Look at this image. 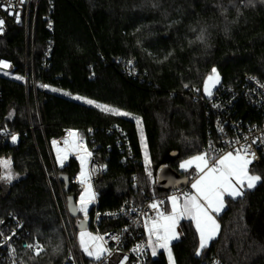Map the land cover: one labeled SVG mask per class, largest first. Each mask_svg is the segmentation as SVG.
Here are the masks:
<instances>
[{"label": "trees", "instance_id": "obj_1", "mask_svg": "<svg viewBox=\"0 0 264 264\" xmlns=\"http://www.w3.org/2000/svg\"><path fill=\"white\" fill-rule=\"evenodd\" d=\"M201 33L203 41L196 39ZM50 42V67L43 70L40 62ZM0 56L14 61L18 75H25L28 57L29 73L34 67L36 80L52 91L27 89L19 79L0 80V129L19 135L15 143L0 138V160L10 159L17 176L10 186L0 179V219L16 213L30 237L42 244L33 264H62V220L77 223L75 231H80V213L74 217L72 209H79L83 189L74 181L78 160L70 157L61 165L53 141L74 131L105 166L93 183L100 213L116 210L127 199L142 204L152 194L136 121L72 97L139 118L155 194L168 193L157 183L161 168L169 166L192 180L195 170L179 171L180 164L219 141L213 115L195 99L194 90L202 92L213 68L224 86H235L246 75L264 79V3L40 0L34 47L27 53L25 31L11 26L0 41ZM242 104L238 107L245 109ZM250 172L262 180L242 197L227 200L220 234L200 255L195 227L180 223L182 237L171 245L174 264H208L213 258L223 264H264V166L254 165ZM95 210L93 205L90 213ZM103 225L117 227L116 222ZM147 264L169 263L161 255Z\"/></svg>", "mask_w": 264, "mask_h": 264}, {"label": "built area", "instance_id": "obj_2", "mask_svg": "<svg viewBox=\"0 0 264 264\" xmlns=\"http://www.w3.org/2000/svg\"><path fill=\"white\" fill-rule=\"evenodd\" d=\"M13 3L19 14L17 19L15 16L0 7V20L4 23L0 27V41L6 36L11 26H16L25 31L26 52L34 47L36 17L39 9L40 0H25L20 5L19 0H0V5H8ZM54 23L50 22L48 29L53 30ZM54 44L49 43L44 51L40 67L47 70L50 67ZM32 62L34 63V50H32ZM8 64L9 67L0 66V80L11 78L19 79L29 88L32 86L34 91L39 87L46 91H51L45 84H40L36 80L34 67L31 74L29 73V58L26 60L25 75H18L17 66L13 60L0 56V65ZM32 66H34L32 64ZM19 77V78H18ZM52 92V91H51ZM195 99L203 103L213 115L214 128L218 135V144L210 143L202 153H207L212 159L229 151H235L242 145L249 146L250 150L255 154V159L249 165V170L254 165L264 166V79L246 75L243 80L235 86H224L219 83L212 88V96L205 94L204 88L202 92L198 89L194 90ZM2 86L0 84V105L2 102ZM243 103L245 109H240L238 105ZM15 135L18 139L19 135L0 129V138L12 141L11 137ZM256 143H253V140ZM86 143V141L84 140ZM91 153V183L104 173L105 166L96 161ZM201 153V154H202ZM80 174V173H79ZM74 179L75 183L84 186ZM189 180L187 186L171 190L165 194H148L142 204H138L132 200H124L119 207L110 212L100 213L97 210V197L88 206L87 219L84 214L80 213V221H87V232L93 236L102 237L104 246L110 251L105 254L100 261L89 257L80 247L79 233L75 231L77 226L71 220L67 223L62 220V227L66 237V252L62 264H147L149 259H157L164 255L170 264L168 252L157 248V254L152 255V248L149 246V235L145 224H151L152 219L157 216V211L166 213L165 206L169 202L170 197L177 196L182 200L183 194L192 192L191 183L195 179ZM134 186H139L138 177H132ZM93 192L94 188H93ZM80 194V196H81ZM79 196V198H80ZM78 198V200H79ZM152 203L159 205L154 210L150 207ZM94 205V213H90V208ZM69 219V218H68ZM116 222L117 227L112 229H104V223ZM118 237L119 239H114ZM10 238V239H9ZM154 239V237H153ZM41 244L36 239L30 237L25 222L16 214L10 213L6 217L0 219V264H33L34 260L42 254H35V249L29 248L28 245ZM170 247V246H169ZM139 249V250H136ZM171 250V247H170ZM173 261V259H172ZM208 264H223L218 258H213Z\"/></svg>", "mask_w": 264, "mask_h": 264}, {"label": "snow or ice", "instance_id": "obj_3", "mask_svg": "<svg viewBox=\"0 0 264 264\" xmlns=\"http://www.w3.org/2000/svg\"><path fill=\"white\" fill-rule=\"evenodd\" d=\"M22 6L25 0H19ZM5 11L19 18V14L15 9L13 3L8 5H0ZM4 21L0 20V27H2ZM197 40L203 41L204 35L201 33ZM4 68L9 67L4 63L0 65ZM19 78V77H18ZM220 77L215 68L212 69L211 74L206 78L204 83V92L207 96H212V88L219 83ZM44 87H47L46 85ZM188 87V85H185ZM56 91V89H52ZM81 99V97H76ZM86 103L99 108L101 111L118 116H127L129 113L123 112L118 108H114L108 105H102L92 100H86ZM137 124L141 121L136 118ZM142 135V129H141ZM12 142L15 143L17 137L12 135ZM53 146L56 147L57 160L63 165L64 160L70 152L78 154V158L81 163L80 183L85 185L84 194L79 198V209L73 208L72 211L82 212L85 220L87 219L88 206L95 198V193L92 191V185L90 183V175L86 169L88 159L91 157V153L83 145V139L78 133L74 131L68 132V137L63 141L64 148L58 147L57 141H53ZM256 143V140H253ZM255 159V154L251 152L250 145H242L234 152L229 151L220 155L219 157L212 159L207 153H202L192 158L185 160L180 164L182 169L188 170L195 168L197 177L194 182L191 183L193 192H186L183 194L182 202L181 198L177 196L170 197L172 210L171 213L165 214L164 212L157 211V216L152 219L151 224H145L149 235V246L152 248V255L157 254V248L164 249L168 252L169 260L172 261V254L169 247L171 240L177 239L176 227L180 219L187 218L195 222L196 230L199 233V250L197 255L205 249L209 242L215 238L219 232L220 225L217 222V216L226 208V197L236 199L242 197L245 194V189H253L258 182L262 180L259 175L252 174L249 170V165L252 160ZM11 160H0V166L6 170V174L0 176V179L11 181L15 178L11 172ZM147 161L146 155V164ZM149 177L152 176V172L146 167ZM150 207L154 210L158 209L157 203H152ZM81 231L79 233V243L81 249L95 260L100 261L107 253L110 255V251L104 246L102 237L93 236L91 233L84 230V221L80 223ZM154 237V239H153ZM119 239L118 237H113ZM10 239V238H9ZM29 248L35 249V254L39 255L43 251L39 245H28ZM139 250V249H136Z\"/></svg>", "mask_w": 264, "mask_h": 264}, {"label": "rangeland", "instance_id": "obj_4", "mask_svg": "<svg viewBox=\"0 0 264 264\" xmlns=\"http://www.w3.org/2000/svg\"><path fill=\"white\" fill-rule=\"evenodd\" d=\"M247 3H249V4H262V3H264V0H247ZM21 79H22V78H19V80H21ZM219 81H220V80H219ZM215 86H216V85H215ZM72 99H74V100H78V101H80V102H82V103H84V104H86V105H89V106H93V107H95L94 104L90 105V104L86 103L85 101H86L87 99H82V98H81V99H76V97H72ZM96 108H97V107H96ZM98 109H99V108H98ZM99 110H100V109H99ZM115 116H118V115H115ZM120 117H126V118L134 119V120L136 121V123H137L136 118H133V117H131L130 115H127V116H120ZM137 127H138V132H139L140 142H141L142 150H143V161H144L145 171H146V167H147V168L152 172V164H151V160H150V158H149V156H148V152H147V148H146V144H145L144 132H143V129H142L141 123H140L139 125L137 124ZM141 129H142V135H141ZM79 136H80V135H79ZM67 137H68V134H67V136L64 137L63 139L57 141V142H59V143H58V147H60L61 149L64 148V143H63V141H64ZM80 137H81V136H80ZM83 145H84V147L88 150V152H90V149L88 148L87 144L84 142V139H83ZM55 149H56V147H55ZM55 151H56V150H55ZM56 153H57V151H56ZM70 153H72V152H70ZM146 155H147V161L149 162L148 164H146ZM70 157H74V158H76V159L78 160V162H79V164H80V172H81V163H80V160H79V158H78V154L75 153V156H74V155H72V156H68V157H66V159H65L64 161L66 162ZM1 160H10V159H8V158H2ZM87 162H88V161H87ZM86 167H87V164H86ZM0 168H1V172H2V173H1V176H2V175H5V174H6V170H5L2 166H0ZM181 169H182V168H181ZM179 171H180V169H179ZM11 172L14 174L13 169H12V163H11ZM146 175H147V182L151 185V193H152V194H155L156 185L153 184V182H154V180H153V176L149 177L147 171H146ZM14 176H15V178L12 179L10 182L7 181V180H3V179H1L3 185H4V186H10L11 184H13V183L17 180V176H16L15 174H14ZM78 205L80 206L79 200H78ZM78 232H79V231H78ZM40 244H41V243H40ZM41 247H42V249L44 250L42 244H41ZM170 264H174V262L171 261Z\"/></svg>", "mask_w": 264, "mask_h": 264}, {"label": "water", "instance_id": "obj_5", "mask_svg": "<svg viewBox=\"0 0 264 264\" xmlns=\"http://www.w3.org/2000/svg\"><path fill=\"white\" fill-rule=\"evenodd\" d=\"M178 153L174 154V157H177ZM157 183L161 189H163L166 192H169L171 190H176L182 187H185L189 183V179L180 173L176 172L169 166H163L161 170L159 171L157 175ZM77 209V207H74ZM79 215V212H73V216L77 217ZM81 223V222H80ZM79 223V230L81 231ZM88 222L84 221V230L88 227Z\"/></svg>", "mask_w": 264, "mask_h": 264}, {"label": "crops", "instance_id": "obj_6", "mask_svg": "<svg viewBox=\"0 0 264 264\" xmlns=\"http://www.w3.org/2000/svg\"><path fill=\"white\" fill-rule=\"evenodd\" d=\"M72 155L75 156V152L69 153V154L67 155V157H68V156H72ZM182 163H183V162H182ZM179 169H180V171L195 170L194 167L191 168V169L185 170V169H181L180 166H179ZM195 172H196V170H195ZM196 177H197V173H196ZM196 177H195V179H196ZM195 179L193 180V182L195 181ZM258 184H259V182L256 184V186H257ZM256 186H255V187H256ZM255 187H254V188H255ZM254 188H253V189H254ZM192 190H193V189H192ZM247 190H252V189H245V192H246ZM193 191H194V190H193ZM193 191H192V192H193ZM239 198H240V197H239ZM236 199H238V198H236ZM236 199H232V198H230V197H226V198H225V200H226V208H227V200H236ZM181 202H182V200H181ZM226 208H225L224 210H222V211L219 213V215L217 216V222H218L219 225H220L219 217L224 213V211L226 210ZM165 209H166V213H165V214H169V213H171V210H172L171 200H169V202L166 204ZM183 220L188 221V222H191V223L193 224V226L195 227V230H196V226H195V222H194V221H192V220H190V219H187V218L180 219V221H179V223H178V225H177V227H176V233L178 234V238H177V239H173V240H171V242H170V244H169L170 247H171V245H172L174 242L180 240L181 237H182V233H181V231H180V223H181ZM220 229H221V226L219 227V232H218V234L215 236V238H214L213 240H211V241L209 242V244H208V246H207L206 248H208V247L211 245V243H212L215 239L218 238V236H219V234H220ZM196 232H197V230H196ZM197 235H198V240H199V233H198V232H197ZM162 250H164V249H162ZM164 251H166V250H164Z\"/></svg>", "mask_w": 264, "mask_h": 264}, {"label": "bare ground", "instance_id": "obj_7", "mask_svg": "<svg viewBox=\"0 0 264 264\" xmlns=\"http://www.w3.org/2000/svg\"><path fill=\"white\" fill-rule=\"evenodd\" d=\"M86 169H87V171H88V173H89V175H90V169H91V162H90V158L88 159V162H87V167H86ZM77 181H79L80 182V174H79V176H78V178H77ZM90 183H91V175H90ZM91 185H92V183H91ZM84 187H85V185H83ZM92 191H93V188H92ZM84 194V192L81 194V195H83Z\"/></svg>", "mask_w": 264, "mask_h": 264}]
</instances>
